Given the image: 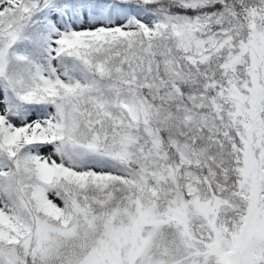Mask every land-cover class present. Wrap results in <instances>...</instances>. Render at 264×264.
<instances>
[{
    "label": "snow or ice",
    "instance_id": "obj_1",
    "mask_svg": "<svg viewBox=\"0 0 264 264\" xmlns=\"http://www.w3.org/2000/svg\"><path fill=\"white\" fill-rule=\"evenodd\" d=\"M0 264H264V0H0Z\"/></svg>",
    "mask_w": 264,
    "mask_h": 264
}]
</instances>
